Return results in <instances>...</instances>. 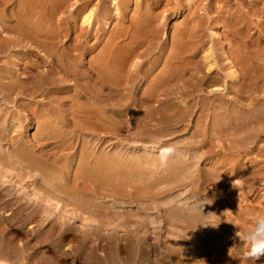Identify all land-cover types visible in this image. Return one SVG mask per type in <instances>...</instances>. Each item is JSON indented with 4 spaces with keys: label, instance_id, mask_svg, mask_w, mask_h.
Wrapping results in <instances>:
<instances>
[{
    "label": "bare ground",
    "instance_id": "obj_1",
    "mask_svg": "<svg viewBox=\"0 0 264 264\" xmlns=\"http://www.w3.org/2000/svg\"><path fill=\"white\" fill-rule=\"evenodd\" d=\"M93 1L0 0V53L17 51L0 66V213L13 211L0 215V264L36 262L37 245L48 255L41 264H198V252L238 230L227 229L205 182L264 178V26L245 30L241 45L221 27L204 50L207 28L195 17H209L215 0H177L173 43L146 65L135 56L157 42L174 0H116L122 22L90 49L93 29L113 21L110 0ZM45 55L52 65L42 74ZM138 106L146 112L136 116ZM21 111L31 117L25 130ZM214 137L229 138L228 148ZM258 199L245 210L232 200L245 224L264 216ZM36 219L32 247L15 251L9 233L26 235ZM248 247L238 241L235 251Z\"/></svg>",
    "mask_w": 264,
    "mask_h": 264
},
{
    "label": "rangeland",
    "instance_id": "obj_2",
    "mask_svg": "<svg viewBox=\"0 0 264 264\" xmlns=\"http://www.w3.org/2000/svg\"><path fill=\"white\" fill-rule=\"evenodd\" d=\"M204 6L209 7L211 4L208 0H204ZM103 3V0H94L93 1V8L94 9H100L101 5ZM177 0H174L172 4L169 6L171 8V14L168 15L167 20L164 22L165 28L161 29L159 33V37L157 42L154 45H151L150 47H145L142 50V56L136 55L134 59V62H146V65H148L150 62H152L156 57L160 56L162 54V43H167L168 46H171L173 43L172 37H173V27H174V21H173V15L176 12L177 7ZM199 4V3H198ZM107 5V4H106ZM108 9L110 10V13L113 17L112 22H108L109 25L105 27V25L102 24L101 27H95L93 29V38L92 40H89L86 42V46L88 48H92L97 41L96 39L100 37V34H108L110 32L111 35H113L114 31L117 29L116 20L121 21V3H118L116 0H110L109 4L107 5ZM213 11L209 14V17L204 18L205 10L201 11L199 14H196V20L197 19H203L204 21V27L207 28V30L202 32L203 39L202 42H204V50L208 47H212L213 44V36L211 35L212 31H215L217 29L220 30L221 27L228 26L233 31H228L226 35L229 36V40L233 41L232 44L235 45H241L242 41H245V37H243L245 30L247 32L252 30V28L255 25L262 24L264 26V0H215L213 3ZM163 11L158 10L154 11V14L156 16L160 15ZM248 15V17H247ZM243 16L248 19L249 28L246 29V20L243 18ZM218 18V19H217ZM122 22V21H121ZM209 27V28H208ZM224 31V30H222ZM166 32L168 35V39L162 41L163 33ZM248 36V34H245ZM10 37L14 38L13 34H9ZM17 38V37H16ZM234 39V40H233ZM215 40V39H214ZM68 42V41H67ZM69 44V43H68ZM67 44V45H68ZM122 44V41H121ZM216 50V55H221L220 51ZM23 51L26 52V47L23 48ZM16 50H8L5 52L0 53V66L5 67L8 64H11L13 60H15V54ZM145 52L146 54H143ZM44 55V53H43ZM42 69L40 70V73L44 74L48 71V66L52 65L51 61L52 58L49 55L42 56ZM88 60H91V57L88 58ZM17 69H20V75L25 76L24 67L20 66ZM65 72L62 71L61 75H59V78H65L71 81V84L74 85V88H78V90L85 89L84 82H78L72 77H67L64 75ZM70 83V82H69ZM139 88H137L133 93L134 96H137L139 93ZM236 95L233 94V97ZM109 97V96H108ZM88 100L90 99V96L87 97ZM57 103V102H56ZM60 102H58L59 104ZM146 110L141 107H137L136 110H134V114L136 116L141 115L142 113H145ZM21 119L22 124L24 125V130L26 127V123L29 122L30 114L26 113L25 111H21ZM202 114V109H199L197 116L199 117ZM197 117V118H198ZM28 120V121H27ZM34 122V121H32ZM136 123L134 121V118L128 117L125 123V127L127 130L135 129L133 124ZM187 125V124H186ZM189 126V125H188ZM187 129L189 130L192 125H190ZM25 132V131H23ZM130 132V131H128ZM128 132H125L124 134L126 136H130ZM131 132V135H133ZM38 131L35 126H33V129L29 132L30 136L37 135ZM133 137V136H132ZM229 139V138H228ZM226 139L225 137L218 138L214 137V141L219 142L221 146H223L226 150L228 148V144H230V141ZM50 150V147L47 149ZM77 155L76 150L70 149L66 152L65 158L69 162L76 163L77 162ZM202 176V174H201ZM203 178V177H202ZM203 179H201L202 181ZM205 186V189L209 191V194L214 197V201L216 202L221 215L224 218V222L227 226V229L233 230L238 229L236 231V235L232 237L231 240L225 239L222 243H220L219 246H215L214 248H210L208 251H203L200 253L198 252L197 255L199 257L198 264H264V256H262L259 260L252 261V260H245L243 257L242 251H235L236 250V243L238 241L243 242L246 244V240L244 239L245 234L249 233L254 226L245 224L242 219L237 215L235 211L234 205H232L233 199H238L240 201V204L242 208L245 210V208H255L256 202L259 201L258 197L264 196V178L261 179L258 183L255 185H250L247 178H235L230 182H225L222 184H219L215 180H208ZM264 201V200H263ZM17 207V206H16ZM15 207V208H16ZM14 207L12 209L16 210ZM2 212L0 215L2 216H10L13 214L12 210H8L2 207ZM242 209V210H243ZM256 212H264L263 209H257ZM37 219L29 222L26 227V235L24 236H17L13 231L9 233L8 238L11 240L14 246V250L18 252H24L25 248L30 246L32 247V239H33V230L34 228L36 230H41L43 228L39 227L37 225ZM107 229V228H104ZM45 232L44 230H42ZM242 235H239V234ZM204 239V238H203ZM69 246H77L76 242H71L68 245H66V248ZM34 253H32L31 258H36V262L33 260L28 263V261H24L20 264H41L40 260H43L42 258L47 259L48 255L45 253L43 257H41L43 253V246L37 245V247L33 248ZM32 252V251H31ZM26 253V252H25Z\"/></svg>",
    "mask_w": 264,
    "mask_h": 264
},
{
    "label": "clouds",
    "instance_id": "obj_3",
    "mask_svg": "<svg viewBox=\"0 0 264 264\" xmlns=\"http://www.w3.org/2000/svg\"><path fill=\"white\" fill-rule=\"evenodd\" d=\"M210 215L215 214L210 213L208 216ZM244 239L249 244L248 249L243 253L245 260L256 262L264 256V216L257 218L253 229L245 234Z\"/></svg>",
    "mask_w": 264,
    "mask_h": 264
}]
</instances>
